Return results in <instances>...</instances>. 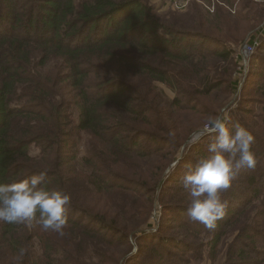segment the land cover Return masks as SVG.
<instances>
[{
    "label": "trees",
    "instance_id": "obj_1",
    "mask_svg": "<svg viewBox=\"0 0 264 264\" xmlns=\"http://www.w3.org/2000/svg\"><path fill=\"white\" fill-rule=\"evenodd\" d=\"M195 10L162 17L146 0H0V183L45 172L44 188L70 196L63 235L0 221V264H164L161 245L178 252L171 257L210 255L234 231L225 264H264V135L242 118L227 127L251 132L257 164L223 194L228 208L216 228L187 217L184 189L166 195L170 182L180 185L176 169L165 171L193 132L179 119L187 101L236 87L230 50L193 45L192 34L210 36ZM260 104L264 133V93ZM175 125L185 134L178 142ZM163 131L167 146L138 145ZM209 138L191 148L195 156L209 155ZM159 206L184 214L174 221L182 240L152 239Z\"/></svg>",
    "mask_w": 264,
    "mask_h": 264
},
{
    "label": "rangeland",
    "instance_id": "obj_2",
    "mask_svg": "<svg viewBox=\"0 0 264 264\" xmlns=\"http://www.w3.org/2000/svg\"><path fill=\"white\" fill-rule=\"evenodd\" d=\"M146 3L155 7L162 17H167L169 12L185 14L191 11L192 6L195 7L196 18L201 20L194 22L200 24L202 31L209 33L210 36L192 34V37H195L192 41L193 45H200L204 41L206 47L217 46L219 50H230L231 56L236 63L234 70L231 72V80L236 84L231 96H229V90L226 86H222L208 96H196L193 100L187 101L188 108L180 114L179 118L182 128H185L186 132H195L202 129L209 118L223 114L227 117V120L242 118V123L246 124L259 137H262L264 133L260 125L262 119L260 102L264 93V38L260 37V30L264 24V0H249L248 2H245V0H185L186 6L182 10L175 8L173 0H146ZM198 37H202V40H199ZM251 38L260 39V44L252 54H248L245 51V46ZM164 91L167 98H174L172 91L165 88ZM237 109H243L246 113L241 116L237 113ZM175 127L174 133L175 136L177 135L178 140H176L178 142L185 134L182 136L181 128L178 125H175ZM166 132L169 135L173 130L169 128ZM166 132L156 133V136L161 138L158 142L146 143L145 141H139L138 145L140 147L147 145L167 146L168 144L164 142V139L168 137ZM84 139V136H80L79 156L84 153ZM187 139L188 137L184 142L180 141L181 148H179L177 154V159L181 160V157H183L176 168V171H178V185L180 186H175L176 182L173 181L166 185L167 189H169L168 193H166L167 197L173 195L176 189H183L181 181L186 170L184 166L188 163L193 164L200 159V157L193 154L192 150L185 147ZM210 140L211 138H209L208 142ZM206 143L207 141H204V144ZM165 174L168 173L165 171ZM243 175L242 172L239 176L242 178ZM236 183L237 181L233 184ZM179 197L190 199L186 191H180ZM135 203L143 205L144 201L138 199L135 200ZM182 217L185 218L184 214L160 213V206L157 207L151 216L153 227L149 231L153 235L152 239L156 238L158 240L160 238L164 239L162 242L167 241L168 243L172 239L182 240L180 229L177 226L178 222H174H180ZM85 221H87L86 218ZM159 226L160 234L158 233ZM105 233L109 237L113 236L111 233ZM236 234V231H234L224 238L215 254L209 255L206 250L200 253L184 251L175 257H171L167 255L168 251L176 250L171 249L170 246L163 245L158 248L156 253H159L164 259V264H225V249L233 241ZM131 245L133 248L132 253H136V244L131 241ZM176 253L178 252L176 251ZM157 259V254H155L152 260Z\"/></svg>",
    "mask_w": 264,
    "mask_h": 264
},
{
    "label": "clouds",
    "instance_id": "obj_3",
    "mask_svg": "<svg viewBox=\"0 0 264 264\" xmlns=\"http://www.w3.org/2000/svg\"><path fill=\"white\" fill-rule=\"evenodd\" d=\"M227 123L223 114L211 117L202 129L190 134L185 144L191 150L205 137L211 138L206 149L209 155L198 159L195 165L186 164L181 181L190 197L187 217L209 230L215 229L217 221L226 214L228 202L223 194L232 187L242 169H254L257 164L251 150L254 142L251 132L239 124L229 129ZM179 164V159L174 160L166 172L171 173ZM45 177L46 173L41 172L19 182L0 183V221L8 224L35 222L45 231L63 235L70 196L44 188Z\"/></svg>",
    "mask_w": 264,
    "mask_h": 264
},
{
    "label": "built area",
    "instance_id": "obj_4",
    "mask_svg": "<svg viewBox=\"0 0 264 264\" xmlns=\"http://www.w3.org/2000/svg\"><path fill=\"white\" fill-rule=\"evenodd\" d=\"M173 3L175 5V8L177 10H182L185 8L186 3L185 0H173ZM264 34V24L262 25V28L260 30V37ZM260 44V39L258 38H254L252 40V42L250 44H247L245 46V51L248 54H252L254 52L255 49H257L259 47Z\"/></svg>",
    "mask_w": 264,
    "mask_h": 264
}]
</instances>
